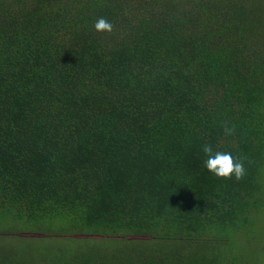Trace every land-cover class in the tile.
Listing matches in <instances>:
<instances>
[{
  "label": "trees",
  "instance_id": "obj_1",
  "mask_svg": "<svg viewBox=\"0 0 264 264\" xmlns=\"http://www.w3.org/2000/svg\"><path fill=\"white\" fill-rule=\"evenodd\" d=\"M263 165L264 0H0V264H263Z\"/></svg>",
  "mask_w": 264,
  "mask_h": 264
},
{
  "label": "clouds",
  "instance_id": "obj_2",
  "mask_svg": "<svg viewBox=\"0 0 264 264\" xmlns=\"http://www.w3.org/2000/svg\"><path fill=\"white\" fill-rule=\"evenodd\" d=\"M94 28L98 32H111L113 24L104 17H100L96 20ZM202 152L206 156L204 161L206 169L217 177L231 178L234 175L236 179H240L245 175L244 163L236 159L231 152L214 151L209 144L202 146Z\"/></svg>",
  "mask_w": 264,
  "mask_h": 264
},
{
  "label": "rangeland",
  "instance_id": "obj_3",
  "mask_svg": "<svg viewBox=\"0 0 264 264\" xmlns=\"http://www.w3.org/2000/svg\"><path fill=\"white\" fill-rule=\"evenodd\" d=\"M260 178L262 181V187H263V191H264V165L262 166L261 171H260ZM261 213L262 214H261L260 218L255 223V227H256V230L258 233V237L256 239L258 241H255L253 244L256 247V249H259V248L262 249V247L264 248V208H263ZM18 235L19 236H26V237H30V238H36L35 240H37L38 242H41L39 239L43 238V236H44V234H42L40 232H28V233H26V232H22V231L19 232ZM70 236L78 237L77 235H70ZM246 250H248V248H246ZM263 262H264V256H263Z\"/></svg>",
  "mask_w": 264,
  "mask_h": 264
}]
</instances>
